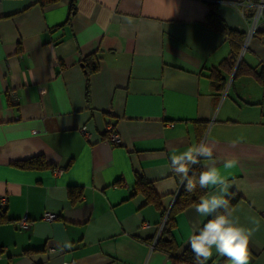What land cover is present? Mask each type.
<instances>
[{
    "label": "crops",
    "instance_id": "obj_1",
    "mask_svg": "<svg viewBox=\"0 0 264 264\" xmlns=\"http://www.w3.org/2000/svg\"><path fill=\"white\" fill-rule=\"evenodd\" d=\"M70 1L0 0V264H188L155 241L180 188L166 165L201 142L213 147L228 195L242 196L234 215L255 229L248 264H264V91L250 75H233L231 96L218 90L211 70L231 46L206 23L214 4L246 33L244 60L259 70L264 14L255 19L254 0H75L72 15ZM93 54L99 67L87 80ZM109 125L122 143L108 140ZM137 174L162 207L135 193ZM24 217L27 229L17 225ZM209 218L194 205L175 214L178 256ZM220 263L230 261H208Z\"/></svg>",
    "mask_w": 264,
    "mask_h": 264
},
{
    "label": "clouds",
    "instance_id": "obj_2",
    "mask_svg": "<svg viewBox=\"0 0 264 264\" xmlns=\"http://www.w3.org/2000/svg\"><path fill=\"white\" fill-rule=\"evenodd\" d=\"M201 158L212 161L199 173L198 179L191 166L199 164ZM238 160L223 161L225 169H231ZM166 170L181 177L185 190L194 192L197 187L209 189L194 205L195 212L202 217H211L189 238V245L194 254V264H208L214 254L226 257L230 264H248L247 249L255 229L242 225L230 208L226 199L231 185L216 166L213 157V147L201 142L189 147L186 151L173 154ZM192 171V176L189 175ZM252 223L258 225L254 219ZM71 243L64 247L70 248Z\"/></svg>",
    "mask_w": 264,
    "mask_h": 264
},
{
    "label": "trees",
    "instance_id": "obj_3",
    "mask_svg": "<svg viewBox=\"0 0 264 264\" xmlns=\"http://www.w3.org/2000/svg\"><path fill=\"white\" fill-rule=\"evenodd\" d=\"M55 1L57 0H40L42 5H46ZM254 2H258V0H254ZM75 12V0H71L69 4V14L72 15ZM254 14L255 12L251 11L248 17L252 18ZM69 19L70 16L68 17V20ZM206 23L212 29H215L218 32L224 34L226 37H228L231 46V53L221 62L220 68H214L211 70L212 79L219 83L217 88L218 90L222 91L226 87L227 83L226 78L223 76V70L226 72H232L235 68L237 64L239 50H241L246 39V33L230 28L224 22L218 12L217 7L214 4H211V8L206 17ZM83 62L85 64L87 80H89L91 73L98 70V59L96 55L93 54L92 56H87ZM242 71L245 75H250L254 77L259 83L264 84V65H262L261 68L258 70L257 68L248 65L244 59H241V61H239L238 63V67L234 75V80L232 82L236 80L237 75L239 74V72ZM30 163L34 164L33 161H30ZM42 164H44V161H42ZM191 169L196 174L195 178L198 179L199 173L204 170L203 159L201 158V162L199 164L192 165ZM192 171H190L189 173L190 176H192ZM176 177L180 179V188L178 194L176 195L172 208L170 210L162 208V216L163 218H165V223L159 236L155 241V246L159 250L168 253L175 262H185L188 264H194V254L190 248V245H188V247L183 251L180 256L176 254L178 244L173 234V230L175 227V214L179 211L186 209L189 206L195 205L199 201V198L202 195H205L209 191V189H200L199 187H197L194 192L189 193L185 190L184 182L182 181L181 177L177 175ZM136 192L143 193L145 195L146 202H152L162 207L161 197L156 192L153 184L148 181L142 174H137L135 193ZM81 194V188L75 186L69 188V195L72 198L73 202H77ZM241 198L242 196L238 192H232L227 196L226 199L229 200L230 208L232 209L234 204Z\"/></svg>",
    "mask_w": 264,
    "mask_h": 264
},
{
    "label": "built area",
    "instance_id": "obj_4",
    "mask_svg": "<svg viewBox=\"0 0 264 264\" xmlns=\"http://www.w3.org/2000/svg\"><path fill=\"white\" fill-rule=\"evenodd\" d=\"M256 3V16H255V19L258 18L259 16H261V14L263 13V10H264V0H258V2H255ZM255 30V24H253L252 28L250 29V33L249 34H252L253 31ZM81 130L88 134L89 135V131H88V127L86 125H84ZM107 138L110 142L112 143H115V144H120L122 143V138L120 137V135L114 130L113 126L112 125H109L108 127V135H107ZM61 171V170H60ZM6 201H7V196H3L1 199H0V204L1 206H4L6 204ZM58 217V214L55 213V212H48L44 215V218L46 220H53L55 218ZM165 223V218H163L161 224H160V230H159V234L163 228V225ZM17 225L18 227H20L21 229H27L29 226H30V221L27 219V218H21L17 221ZM143 227H148L150 226V223L148 222H144L142 224ZM158 234V236H159ZM157 236V237H158ZM156 237V239H157ZM69 264H72V263H69Z\"/></svg>",
    "mask_w": 264,
    "mask_h": 264
},
{
    "label": "rangeland",
    "instance_id": "obj_5",
    "mask_svg": "<svg viewBox=\"0 0 264 264\" xmlns=\"http://www.w3.org/2000/svg\"><path fill=\"white\" fill-rule=\"evenodd\" d=\"M245 40H246V39H245ZM247 42H248V41L246 40V42H244V44H243L241 50H239V54H238V57H237V64H236L235 68L233 69V71H232V72H223V75H224V77H225L226 80H227L226 87L224 88V93H223V95H224V94H229V95L231 96L232 94H234L233 88H230V89H229V85H230V83H231V81H232V77H233V75H235V73H236V69H237V67H238V63H239V61H241V59H245V56H246L247 52L249 51L248 48H247V47H248V43H247ZM245 44H246V45H245ZM226 75H227V76H226ZM246 77H249V76H248V75H245V74L243 73V71H242V72H239V74L237 75L236 80H239V79H241V80H246ZM259 85H261V86H260V90H261V91H264V85L261 84V83H259Z\"/></svg>",
    "mask_w": 264,
    "mask_h": 264
}]
</instances>
